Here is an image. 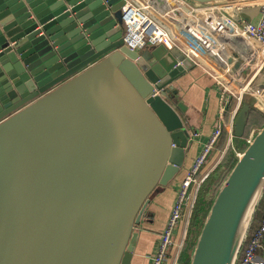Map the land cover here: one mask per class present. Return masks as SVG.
Wrapping results in <instances>:
<instances>
[{
	"label": "water",
	"instance_id": "obj_1",
	"mask_svg": "<svg viewBox=\"0 0 264 264\" xmlns=\"http://www.w3.org/2000/svg\"><path fill=\"white\" fill-rule=\"evenodd\" d=\"M124 4L0 0V264H131L152 196L184 164L175 82L189 68L163 44L127 47ZM255 108L264 113V70L182 264L238 263L264 195V123L246 138Z\"/></svg>",
	"mask_w": 264,
	"mask_h": 264
},
{
	"label": "built area",
	"instance_id": "obj_2",
	"mask_svg": "<svg viewBox=\"0 0 264 264\" xmlns=\"http://www.w3.org/2000/svg\"><path fill=\"white\" fill-rule=\"evenodd\" d=\"M253 7L258 12L251 21L245 20L241 10ZM122 25L127 47L144 50L163 44L168 50L178 48L211 75L220 94L217 124L208 141L202 143L185 179L177 183L170 215L150 257V264H168L185 209L207 180L208 174H203V170L213 152H224L218 147L224 130L229 131L227 146L232 145L238 113L252 84L264 70V0L214 5H195L188 0H125ZM155 92L161 94L160 89ZM255 131L252 129L246 138ZM263 241L264 217L258 229L247 237L237 264H264V260L257 258Z\"/></svg>",
	"mask_w": 264,
	"mask_h": 264
},
{
	"label": "crops",
	"instance_id": "obj_3",
	"mask_svg": "<svg viewBox=\"0 0 264 264\" xmlns=\"http://www.w3.org/2000/svg\"><path fill=\"white\" fill-rule=\"evenodd\" d=\"M131 1L137 2V0ZM175 88L178 90V95L182 100L184 107L187 108L191 144L186 149L184 164L173 182H171L168 188L166 187L158 190L152 196L151 202L148 205L144 216L143 226H141L139 230L140 236L131 264H150V257L156 249L160 233L165 228L175 201L177 183L185 179L195 158L200 152L202 143L208 141L218 121L220 94L218 88L214 84L213 78L209 73L205 72L202 67L197 66L188 69L187 73L175 82ZM193 131L199 132L200 135L194 136ZM227 132L229 140V131ZM212 160L213 159L208 161L203 170V174L208 173L214 165ZM191 199L184 214L189 210ZM182 224L183 223H181V226L177 231L178 233L175 236V242L182 232L184 234L186 232L184 226L182 227ZM172 250L169 255L168 264H174L173 255L171 254ZM257 258L264 260V246L258 251Z\"/></svg>",
	"mask_w": 264,
	"mask_h": 264
},
{
	"label": "trees",
	"instance_id": "obj_4",
	"mask_svg": "<svg viewBox=\"0 0 264 264\" xmlns=\"http://www.w3.org/2000/svg\"><path fill=\"white\" fill-rule=\"evenodd\" d=\"M263 122H264L263 111L258 108L253 109L250 114L248 126L246 129V136H249L252 128H254L256 125H261L259 123H263ZM226 140H228V132L227 130H224L219 146L224 147L227 143ZM230 165L231 163L229 164L228 167H230ZM219 174L220 172L217 171L215 175L210 176V178L203 183L202 187L198 191V194H197L194 206H193V210L190 215L188 228H186V238H185L186 245H185L184 251L182 252L183 256L186 255L191 249V247L193 246L194 240L199 232V229L202 225L204 216L209 206V201H208L209 196L212 193H214L218 187L219 180L217 179V176ZM263 217H264V195L262 197V200L259 206L257 207V211L253 218L248 237L254 232V230L258 229ZM263 244H264V241H263Z\"/></svg>",
	"mask_w": 264,
	"mask_h": 264
},
{
	"label": "rangeland",
	"instance_id": "obj_5",
	"mask_svg": "<svg viewBox=\"0 0 264 264\" xmlns=\"http://www.w3.org/2000/svg\"><path fill=\"white\" fill-rule=\"evenodd\" d=\"M155 1H160V0H154V2ZM157 6H159V5H157ZM174 51H176L178 54H180L181 57L185 60L186 65H187V68L191 69L193 67H197L196 64H195V62L192 61V60L187 59L185 57V55L183 53H181L178 48H174ZM263 123H259V124L262 125ZM261 125H256L258 127L255 126L254 128H256V130H257V129H259V127ZM226 141L228 142V140H226ZM218 147H219L220 150H224V152H221V153L213 152L211 154V156H210V158H209L208 161H210L211 159H213L212 162H213L214 165L211 167L210 171L208 173H206V174H208V177H207V180H208L210 178V176L215 175L217 171H223L222 173H220L217 176V179L220 182V180H222V177H223L225 168H227L229 166V164L232 163L233 158H234L233 157L234 154H233V147H232V145L227 146V143H226V145L224 147H220V146H218ZM214 154H217V155H214ZM197 194L195 195V197H193L191 199V202H190L191 205L189 207V210H187V213L183 214V219H182V223L183 224H182V227L184 226V228H185L184 230H186V228H188L190 215H191V212L193 210V206H194V203H195ZM185 238H186V234H184L182 232V234L179 235V238L177 239V241L175 242V244L173 246V250H172V253L171 254L173 255V262H174V264H182L183 261H184V259H185V257H186V255L191 251V249H190L189 252L186 255H184V256L182 255V252L184 251V248H185V245H186Z\"/></svg>",
	"mask_w": 264,
	"mask_h": 264
},
{
	"label": "bare ground",
	"instance_id": "obj_6",
	"mask_svg": "<svg viewBox=\"0 0 264 264\" xmlns=\"http://www.w3.org/2000/svg\"><path fill=\"white\" fill-rule=\"evenodd\" d=\"M212 5H214V4H212ZM254 102L256 103V104H258L259 106L261 105L259 102H257L256 100H254ZM194 132V131H193ZM192 133V132H191ZM169 187V186H168ZM167 187V188H168ZM147 211V210H146ZM178 233V232H177Z\"/></svg>",
	"mask_w": 264,
	"mask_h": 264
}]
</instances>
